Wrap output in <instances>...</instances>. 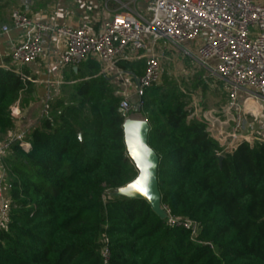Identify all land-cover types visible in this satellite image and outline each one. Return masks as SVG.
<instances>
[{
  "label": "trees",
  "instance_id": "16d2710c",
  "mask_svg": "<svg viewBox=\"0 0 264 264\" xmlns=\"http://www.w3.org/2000/svg\"><path fill=\"white\" fill-rule=\"evenodd\" d=\"M114 68L141 77L146 60ZM30 73L0 67V140L13 127L12 106L36 96ZM64 73V92L27 136L30 147L10 141L2 160L11 211L0 264H264L263 141L226 151L192 116L193 90L167 75L132 104L130 115L151 127L162 206L198 223L192 235L147 200L114 194L139 173L114 78L91 57ZM201 82V94L212 88Z\"/></svg>",
  "mask_w": 264,
  "mask_h": 264
},
{
  "label": "built area",
  "instance_id": "2783aa9c",
  "mask_svg": "<svg viewBox=\"0 0 264 264\" xmlns=\"http://www.w3.org/2000/svg\"><path fill=\"white\" fill-rule=\"evenodd\" d=\"M141 1L145 3L146 14L121 10L106 15L98 24L84 23L79 27L60 26L40 12L15 9L10 15L11 26L23 34L12 48V61L21 67L42 59L46 35L61 41V70L78 67L91 57L110 74L119 60L144 58L145 72L136 78L137 83L130 82L125 91L116 92L123 96L120 111L130 117L132 95L140 98L148 87L162 81V53L168 46L155 48L164 43L180 50L193 60L194 65L205 69L206 78L214 77L223 85L228 98L226 113L235 116L224 145L216 138L226 151H233L240 142L248 141L250 133L260 137V130L244 112L241 96L252 97L264 105V0ZM10 30V25H3L2 32L9 33ZM63 83L61 77L56 80L55 97L60 95ZM48 96L44 107L46 116H49L52 100ZM12 112L19 114V106H13ZM16 139L22 146L30 147L22 137ZM261 139L264 142V136ZM9 151L10 142L0 143V229L7 226L11 211L10 194L4 186L1 171L2 160ZM163 208L169 225L184 226L192 231V235L198 233V223L188 217H175L168 207ZM104 255L108 259L107 249Z\"/></svg>",
  "mask_w": 264,
  "mask_h": 264
},
{
  "label": "crops",
  "instance_id": "0c3cea01",
  "mask_svg": "<svg viewBox=\"0 0 264 264\" xmlns=\"http://www.w3.org/2000/svg\"><path fill=\"white\" fill-rule=\"evenodd\" d=\"M19 8L28 12H40L45 18L51 22H55L60 26L79 27L84 23H99L105 15H111L121 10H133L141 14H146L145 3L141 0H15ZM103 14H105L103 16ZM8 24L11 27L9 33L2 32L3 25ZM10 16L8 20H4L0 27V67L10 68L16 67L22 70L20 66L13 63L12 59L7 61L11 56L12 48L22 37V31L11 26ZM45 52L42 59L31 63L28 66L30 75L34 78L33 83L36 87L35 97L46 99L50 94H56L57 86L52 85L61 77L64 79L65 70L60 69L59 57L61 54V41L46 35L44 39ZM114 68V67H113ZM112 68V72L114 69ZM118 72V71H117ZM64 81V80H63ZM52 85V86H51ZM212 87V86H211ZM62 88L61 93L62 95ZM59 95V96H60ZM29 101H24L22 104ZM194 99V113L192 116L205 120L209 124V130L217 139H221L222 144L228 137V132L234 125V114L230 115L231 123H222L217 118L208 119L204 116L201 109ZM241 103L244 105V112L248 113V118L254 121L256 128L260 130V137L257 134L250 133L247 135L248 141H263L264 136V105L252 97L246 95L241 96ZM19 109L21 104L18 102ZM237 113L235 112V115ZM228 120V122H229ZM227 122V121H226ZM230 125V127H229ZM224 145V144H223Z\"/></svg>",
  "mask_w": 264,
  "mask_h": 264
},
{
  "label": "rangeland",
  "instance_id": "374dc122",
  "mask_svg": "<svg viewBox=\"0 0 264 264\" xmlns=\"http://www.w3.org/2000/svg\"><path fill=\"white\" fill-rule=\"evenodd\" d=\"M16 3L17 2L15 0L0 1V27L4 20H8L12 11L19 8ZM104 15L105 14H103V16ZM159 44L161 47H156V50L160 48L163 49L164 46H168L167 50L162 53L164 75L170 76L179 83H181L183 88H189L190 90H193L196 98L195 103L199 106L198 109H201L203 112L202 114L208 117V119H213L215 117L219 121H222V123L230 124V114L226 113L228 98L227 93L223 88V85L213 79L214 77L206 78L207 71L202 67L194 65L193 60L185 56V54L182 53L180 50L170 45H165L164 43ZM117 71L119 70L114 68V71L110 73V76L114 78L115 85L119 91H125L126 86H128L130 82H132L133 85L137 83L136 78L138 77H134L131 74L123 73L121 71ZM202 79H206L212 86V88L207 92H204V94H201L202 89L198 88V84L202 83ZM63 80H65V78ZM214 84H216V86ZM52 85H55V87L57 86L56 82L54 84L52 83ZM61 88H63V93V84L61 85ZM50 96L52 97L51 101L56 100L54 93L50 94ZM28 101L29 103L25 102L24 105L21 106L19 114H13L12 112L14 117L13 127L8 130L3 139L0 140V143L4 141H13L18 138V136L22 137V140H24V142H27L26 138L29 133L33 130V128L41 124L42 117H45L47 115L46 110H44L47 99L45 97H43L42 99H38V97H35L33 95V97H30ZM130 101L132 102V104H137V102H139L138 97L136 95H132ZM17 103L15 105H17ZM51 112V109H49V115L51 114ZM130 117L142 119V116L140 114H131ZM1 171L2 173L4 172L3 165L1 167ZM3 183L6 187V177L3 178Z\"/></svg>",
  "mask_w": 264,
  "mask_h": 264
},
{
  "label": "water",
  "instance_id": "95a60500",
  "mask_svg": "<svg viewBox=\"0 0 264 264\" xmlns=\"http://www.w3.org/2000/svg\"><path fill=\"white\" fill-rule=\"evenodd\" d=\"M123 127L129 156L134 161L139 173L132 182L118 189L114 194L130 198H143L151 204L153 210L162 219H165L167 212L162 206V194L158 180L159 156L149 144L150 124L145 119L127 117ZM220 160H223V156H220ZM134 185L136 186L134 187Z\"/></svg>",
  "mask_w": 264,
  "mask_h": 264
},
{
  "label": "snow or ice",
  "instance_id": "6c2138e0",
  "mask_svg": "<svg viewBox=\"0 0 264 264\" xmlns=\"http://www.w3.org/2000/svg\"><path fill=\"white\" fill-rule=\"evenodd\" d=\"M145 179L147 178L146 176L144 177ZM136 185H134V187H135Z\"/></svg>",
  "mask_w": 264,
  "mask_h": 264
}]
</instances>
